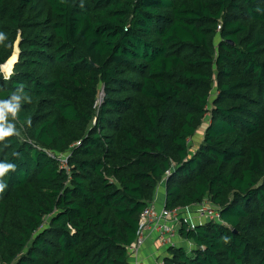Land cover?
<instances>
[{
  "label": "trees",
  "instance_id": "1",
  "mask_svg": "<svg viewBox=\"0 0 264 264\" xmlns=\"http://www.w3.org/2000/svg\"><path fill=\"white\" fill-rule=\"evenodd\" d=\"M0 32V99L30 98L0 143V264H131L163 183L223 221L167 262L264 264V0H0Z\"/></svg>",
  "mask_w": 264,
  "mask_h": 264
},
{
  "label": "built area",
  "instance_id": "2",
  "mask_svg": "<svg viewBox=\"0 0 264 264\" xmlns=\"http://www.w3.org/2000/svg\"><path fill=\"white\" fill-rule=\"evenodd\" d=\"M59 160L61 168L69 170L67 166V156L56 157ZM208 222H223L219 209L215 208L210 202L204 201L198 205L185 208L158 209L155 205L146 208L141 216V222L137 232L136 243L129 248V254H138L147 232L158 234L159 242L164 247L178 248L184 247L187 250L193 249L192 243H186L180 236V229L186 226L187 230H195L199 225ZM184 246H181L178 241ZM159 264H176L162 260Z\"/></svg>",
  "mask_w": 264,
  "mask_h": 264
},
{
  "label": "clouds",
  "instance_id": "3",
  "mask_svg": "<svg viewBox=\"0 0 264 264\" xmlns=\"http://www.w3.org/2000/svg\"><path fill=\"white\" fill-rule=\"evenodd\" d=\"M81 7H83V0H81ZM7 39L6 34L0 32V44ZM5 79H9L5 76ZM30 102V98L24 92V86L19 85L7 99H0V143L7 141L13 136H18L15 121L19 118L22 103ZM16 165L7 161H0V193H3L6 184L3 177L10 171H15Z\"/></svg>",
  "mask_w": 264,
  "mask_h": 264
},
{
  "label": "crops",
  "instance_id": "4",
  "mask_svg": "<svg viewBox=\"0 0 264 264\" xmlns=\"http://www.w3.org/2000/svg\"><path fill=\"white\" fill-rule=\"evenodd\" d=\"M195 139V138H194ZM194 139L192 140L193 147H199L200 144H196ZM165 196H166V190L164 183L161 184L158 188L156 200L154 202V205L161 209L165 207ZM158 234L147 232L146 238L144 240V244H142L140 251L138 254L131 255L129 258V261L131 264H159L162 260L168 259L171 257L170 248L164 247L160 244ZM178 238L179 244L181 246H184L180 243Z\"/></svg>",
  "mask_w": 264,
  "mask_h": 264
},
{
  "label": "rangeland",
  "instance_id": "5",
  "mask_svg": "<svg viewBox=\"0 0 264 264\" xmlns=\"http://www.w3.org/2000/svg\"><path fill=\"white\" fill-rule=\"evenodd\" d=\"M15 55H17L18 54V49H17V47H16V49H15V53H14ZM13 59V58H12ZM16 60H17V56H16V58L14 59V61H9L7 64H5L4 66H3V74L5 75V76H10V74L12 73V71H13V66H14V62H16ZM9 65H11V66H9ZM204 130H205V127H203L201 130H199L198 132H197V134H196V136L194 137L195 139H194V141H195V143L198 145V144H200L201 143V141H202V139H203V134H204Z\"/></svg>",
  "mask_w": 264,
  "mask_h": 264
},
{
  "label": "bare ground",
  "instance_id": "6",
  "mask_svg": "<svg viewBox=\"0 0 264 264\" xmlns=\"http://www.w3.org/2000/svg\"><path fill=\"white\" fill-rule=\"evenodd\" d=\"M16 56L18 57V54H17V55H14V56L12 57L13 59L11 58L10 61H11V62L14 61V59L16 58ZM16 62H17V60H16ZM16 62H14V65H15ZM12 63H13V62H12ZM9 66H11V65H9ZM13 67H14V66H13ZM12 72H13V71H12ZM11 74H12V73H11Z\"/></svg>",
  "mask_w": 264,
  "mask_h": 264
},
{
  "label": "water",
  "instance_id": "7",
  "mask_svg": "<svg viewBox=\"0 0 264 264\" xmlns=\"http://www.w3.org/2000/svg\"><path fill=\"white\" fill-rule=\"evenodd\" d=\"M17 49H18V47H17ZM18 58H19V52H18V57H17V61H18Z\"/></svg>",
  "mask_w": 264,
  "mask_h": 264
}]
</instances>
